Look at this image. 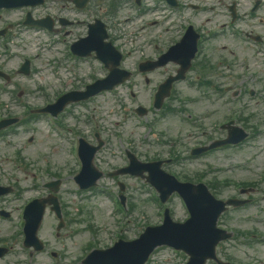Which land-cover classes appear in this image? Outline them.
Returning <instances> with one entry per match:
<instances>
[{"label":"rangeland","instance_id":"obj_1","mask_svg":"<svg viewBox=\"0 0 264 264\" xmlns=\"http://www.w3.org/2000/svg\"><path fill=\"white\" fill-rule=\"evenodd\" d=\"M186 1L190 2L191 0ZM145 2L147 4L145 10H150L151 13L143 17L138 15L139 10L135 8V3H132L128 8L122 10L119 13L121 16V21L126 22L128 18L132 19L129 23H125L124 28L122 27V29L127 33H130L141 28L142 26H147L145 31L140 34L139 39L150 40L151 34L161 33V42L159 44L160 48L164 50L169 45V39H176L182 32L183 27L187 24L186 19H182L179 23H175L174 20L178 19V16L176 14H170L164 8V4H162L163 7H161L156 3L155 0H145ZM189 11L186 10L185 14L192 15L194 20H197L202 24L205 16L211 18L212 15L210 12H207L206 14V11L201 12L203 15ZM21 13L22 12L19 11L15 14L20 16ZM46 13H50V11L45 10L44 8V14ZM19 16L13 19L18 18ZM154 16H156L155 19L160 21L162 25L157 27H151L154 25L149 26V23L151 22L152 18H154ZM220 20V16L213 15L212 19H210V22H207L201 27L204 30L205 27H219ZM171 24H174L172 32L166 33L165 28L163 27L165 25ZM18 39L17 44L19 45ZM226 41L228 42L229 47L233 48L222 50L221 47L224 44L222 42ZM207 47V54L214 62L219 60L221 62H226L223 65H220L218 72L211 77L213 82L217 86H222L223 88L230 86L234 91L242 89L241 85H243V87L248 86L250 88L258 89V97L262 99V102H255L254 100L250 99L249 88H243L242 93L238 98H233L231 93L226 94L223 97H217L214 94L209 97L211 94L210 89L201 91L197 88H191L189 86L188 83L192 77H195L197 74V71H194L191 72L189 81L182 83L178 87V95L183 94L185 98L193 100V102L189 105L193 115L195 114L200 116L202 119L207 118L202 120V123L205 124V128L211 130V127L214 123L222 122L224 119L230 118L238 109H240L241 106L248 107L247 110L250 111L251 114H254V110H264V56L260 54L257 49H248L247 47H244V45H240L238 41L232 39L229 36L225 37V41L222 38L213 39V41L209 43ZM139 48L140 47H138V49ZM252 50H254V52ZM140 53L141 51H137L130 61L134 62L136 58L140 57ZM17 62H19L18 58ZM246 64H250L252 66L249 76H245L243 74V67ZM169 70L172 71L173 68H170ZM166 75V72L159 73L156 75V78L160 79L162 76L165 77ZM19 80L23 81L24 79L19 78ZM27 83H33V81L28 80ZM15 99H17V97L13 96L14 102H18L17 104H19V101H16ZM4 109L8 111L11 110L10 107L7 108L5 106ZM21 109L23 108H19L17 105V107L13 109V113L20 112ZM244 116L247 115L245 114ZM170 121L174 120L171 119L164 122L163 128L167 129V124ZM258 124L261 125L259 122ZM171 127H174L175 129H173L174 133L170 134L177 135V137L182 136L184 138L187 137L188 131L191 133L193 129L186 119L179 120L176 124L173 123ZM38 129L39 131L35 132L34 127L23 128L21 133L15 137L17 145L23 149L31 163H35V165L33 164L32 168L27 172L17 169L13 161H2L5 160L6 155H11L12 157L11 152L13 148L7 149V142L11 140V138L8 137L5 142L0 141V182L9 183L10 181L16 182L22 186L30 187L40 184L42 181L48 182L57 178L53 176V173H48V171L45 170L46 167L52 169L53 172L61 173L63 175L61 177L64 179V186L62 187L60 194V196H62L61 202L67 205L66 210L68 209V206L72 208H76L77 206H79V208H83L80 219H78L80 224L75 225L73 223L70 225L71 228H74V230L78 229L82 233L80 232L78 235L72 238L71 229H69L66 233V237L62 241H58L55 236L51 235V233L54 232V228L51 225L53 224L54 226L55 222H53L54 216L49 213L44 219L42 225L43 229L40 233V236L46 241L48 251L51 249H64V246H68L70 249H72L71 251L76 250L77 254L80 253L81 257L84 249L87 248L90 243H93L97 237L94 236L93 231L88 228L86 229V227H95L97 230H100L99 235H101V237L105 236L102 231H105L106 233L108 229H112V218L110 213L114 210L113 206L110 205V202L106 198L100 196L91 198L89 193L83 194L82 197H77L75 195L79 201L76 204L73 203L74 200L68 192H71L72 188L75 186L72 181L68 180L67 176L72 174L74 166L69 165L73 164V162L68 161V156H64V153L69 150L71 144L66 145L60 143L59 141L61 139L64 140V137L50 133L47 124H40ZM31 138L33 141L29 142ZM191 140L194 141V139ZM41 157H44V162L39 160ZM261 157L264 158V150L261 151L259 147L252 148L251 145H245L243 148L237 150H226L222 154H215L207 160L201 159L188 163H177V166L173 167V170L180 172L182 175L187 174L190 176H195L201 172L204 166L214 163L219 165L230 164L232 166L231 169L222 173V177L231 176L233 178L248 182L257 179L258 175H264V163L258 160ZM239 163H244L245 165L240 166L238 165ZM38 192V190H32L26 193L21 200H18L16 197H11L8 199V201H6L8 206H11L10 210H12L13 215L10 220L6 221L0 218V238H6L8 235L15 232L14 229L15 224L18 221L19 209L27 201L25 197L36 196ZM234 193L235 190L231 188L224 192V196ZM127 195L132 199V201L128 204V207L131 203H135L137 205L136 209L128 214L127 226L129 236H136L147 225L158 224V206L154 201L151 200V194L149 193V188L147 186H145L139 180L130 179L128 181ZM144 198L147 200L145 201ZM175 203V209L177 212H181L179 200L177 199ZM255 210L256 206H252L249 210L232 213L224 220V224L227 227L233 226L236 229L256 228L258 232H264V216H262V218L253 219L250 217L251 214H255ZM107 237L108 240L102 246L111 244V235L109 234ZM226 247L228 249L226 252H224L223 249L221 255L230 256L234 258V260H236L239 264H260V262L264 264V240H256L252 247L241 246V248L239 247L238 241H231L224 246V248ZM13 259L14 258H8V260L4 261L3 264H8V261ZM50 262L51 259L48 260V258L44 255V264H49ZM183 262H185V258L180 255H175L171 251L158 252L154 257V264H183Z\"/></svg>","mask_w":264,"mask_h":264}]
</instances>
